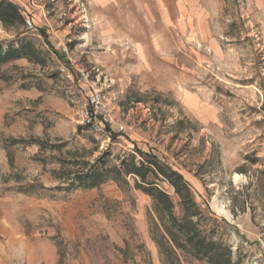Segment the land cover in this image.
Instances as JSON below:
<instances>
[{"label": "rangeland", "instance_id": "1", "mask_svg": "<svg viewBox=\"0 0 264 264\" xmlns=\"http://www.w3.org/2000/svg\"><path fill=\"white\" fill-rule=\"evenodd\" d=\"M10 1L33 29L0 22V45L29 37L44 62L0 64V264H211L173 244L182 207L166 184L169 211L131 176L80 183L102 159H138L134 148L189 183L215 258L264 264V0L159 1L176 18L167 50H153L150 26L131 29L145 3ZM91 87L116 121L102 132L80 114Z\"/></svg>", "mask_w": 264, "mask_h": 264}, {"label": "trees", "instance_id": "2", "mask_svg": "<svg viewBox=\"0 0 264 264\" xmlns=\"http://www.w3.org/2000/svg\"><path fill=\"white\" fill-rule=\"evenodd\" d=\"M0 22L4 25L22 26L24 16L16 4L10 0H0ZM21 58L37 64L44 62L42 51L29 37H21L17 45L6 47L0 45V64ZM111 135L112 133H110ZM134 152L138 154V159L135 155H128L120 159L118 165H106L104 159L100 160L96 166H93V169L79 177L80 183L85 187H94L109 178L120 179L124 175L131 176L135 180L136 188L151 196L159 205L169 211L173 208L171 197L159 185L160 183L166 184L179 198L182 207L180 218L170 216L168 220L173 232L171 237L173 244L186 250L195 258L208 259L211 264H225L223 259L215 258L214 253L219 248L218 244L212 240L209 234L203 233L200 229L199 223L207 217L193 201L189 183L179 172L162 162L156 155L144 153L136 148H134ZM226 264H229L227 260Z\"/></svg>", "mask_w": 264, "mask_h": 264}, {"label": "built area", "instance_id": "3", "mask_svg": "<svg viewBox=\"0 0 264 264\" xmlns=\"http://www.w3.org/2000/svg\"><path fill=\"white\" fill-rule=\"evenodd\" d=\"M24 24L28 29H33L31 19L25 18ZM70 42L71 40L66 37L60 43V51L64 56L69 55L68 45ZM60 70L67 78L72 80L73 74L67 66H62ZM78 75V79L82 84H90L88 71L80 70ZM80 114L83 124L92 132H102L105 127L110 128L116 124L110 109L108 94L102 89L94 87L89 89L86 100L80 106ZM118 128L121 130L123 127L120 125Z\"/></svg>", "mask_w": 264, "mask_h": 264}, {"label": "crops", "instance_id": "4", "mask_svg": "<svg viewBox=\"0 0 264 264\" xmlns=\"http://www.w3.org/2000/svg\"><path fill=\"white\" fill-rule=\"evenodd\" d=\"M105 2L108 3V5L112 4V3H116L119 2L121 0H103ZM127 1H131V0H127ZM135 3H145L149 9V11L146 12V21L147 23H143L142 22V18H134V21L132 20V24H131V29H134V33H144V25L146 27L150 26L149 29H153L150 30V33H154L151 35L152 38H154V41L151 39V44H152V48L153 50L156 49H160V50H167V49H174V39H173V35H172V31L174 28V22H175V17L174 16H168V17H164L161 18L158 13H157V5L160 2H165V1H174V0H133ZM182 1V0H180ZM154 3V5H152V3ZM147 3H151V4H147ZM142 4L140 6H142ZM146 5H144L143 7H146ZM161 18L160 23L158 22V26L156 21ZM167 18V21L166 19ZM160 25V28H159ZM155 29H162L161 31L157 32ZM172 30V31H171ZM143 39L141 38H135L134 40L132 39V42L134 44H138L142 42ZM150 44V43H149Z\"/></svg>", "mask_w": 264, "mask_h": 264}]
</instances>
